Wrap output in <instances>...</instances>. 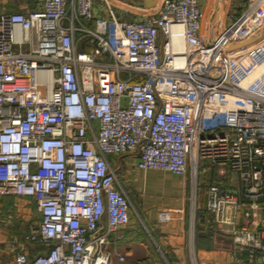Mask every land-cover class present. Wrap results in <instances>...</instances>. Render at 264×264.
Returning a JSON list of instances; mask_svg holds the SVG:
<instances>
[{
  "label": "built area",
  "instance_id": "obj_1",
  "mask_svg": "<svg viewBox=\"0 0 264 264\" xmlns=\"http://www.w3.org/2000/svg\"><path fill=\"white\" fill-rule=\"evenodd\" d=\"M102 1L105 15L94 0L0 11V196L33 198L41 215L15 264H110L130 219L110 155L188 171L194 186L202 161L228 164L247 201L212 183L206 208L235 264H264V0L217 26L199 0H161L132 20ZM85 37L93 46L78 51ZM27 242L46 250L30 258Z\"/></svg>",
  "mask_w": 264,
  "mask_h": 264
},
{
  "label": "crops",
  "instance_id": "obj_2",
  "mask_svg": "<svg viewBox=\"0 0 264 264\" xmlns=\"http://www.w3.org/2000/svg\"><path fill=\"white\" fill-rule=\"evenodd\" d=\"M119 19L132 20L156 12L161 0H111ZM96 12L105 15L102 0H94ZM204 13L214 25L225 22L220 13L237 14L244 0H199ZM42 0H0V11H22L40 8ZM64 24L68 21L63 20ZM89 26L93 20H86ZM81 32L76 36L80 37ZM162 40L160 35L159 41ZM91 37L80 38L76 43L78 51L91 49ZM111 164L122 178L130 197L128 223L122 228L123 238L113 247L110 264H235L231 254V235L227 228L216 224L206 208V192L209 184L216 183L235 191L242 200L241 176L228 164L211 165L202 161L196 186L191 182L189 172L177 175L161 169H140L133 167L135 158L129 155H110ZM202 178V183H201ZM0 210L16 205L18 214L8 228L0 225V264H15L13 246L16 240L25 236L37 226L41 215L33 198L2 196ZM166 210L172 214L167 221L158 219V212ZM237 224L249 221L244 217L245 208L238 211ZM10 221V220H9ZM17 223L14 225V223ZM14 225V226H13ZM28 257L46 250V246L27 242ZM118 254L124 255L119 260Z\"/></svg>",
  "mask_w": 264,
  "mask_h": 264
},
{
  "label": "rangeland",
  "instance_id": "obj_3",
  "mask_svg": "<svg viewBox=\"0 0 264 264\" xmlns=\"http://www.w3.org/2000/svg\"><path fill=\"white\" fill-rule=\"evenodd\" d=\"M232 13H234V12H232ZM231 12H229V13H226V14H223V13H220V14H218L217 16L219 17H221L222 16V18H224L225 19V22H227L232 16H231V14H232ZM210 17V14H208V13H206V19H210L209 18ZM207 20V21H208ZM206 24V23H205ZM202 178H201V183H202ZM3 198H2V196H0V201L2 200ZM16 214H18V212H17V210H16V205L14 204V205H12L11 206V208H9L8 210H0V225H1V227H5V228H8L9 227V225H10V223H13L14 222V218L16 217ZM171 216H172V214H171ZM10 220V221H9ZM15 224H17L16 222L14 223V225ZM13 225V226H14Z\"/></svg>",
  "mask_w": 264,
  "mask_h": 264
},
{
  "label": "trees",
  "instance_id": "obj_4",
  "mask_svg": "<svg viewBox=\"0 0 264 264\" xmlns=\"http://www.w3.org/2000/svg\"><path fill=\"white\" fill-rule=\"evenodd\" d=\"M244 3H245V0H244Z\"/></svg>",
  "mask_w": 264,
  "mask_h": 264
}]
</instances>
